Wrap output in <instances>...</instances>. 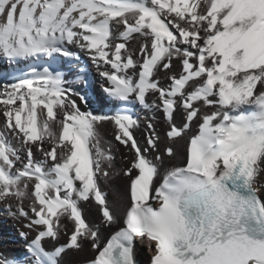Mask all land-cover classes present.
Wrapping results in <instances>:
<instances>
[{"label": "snow or ice", "instance_id": "1", "mask_svg": "<svg viewBox=\"0 0 264 264\" xmlns=\"http://www.w3.org/2000/svg\"><path fill=\"white\" fill-rule=\"evenodd\" d=\"M80 53L113 114L70 87L73 72L86 83ZM0 60L11 78L0 86V204L27 221L23 239L36 232L23 260L0 264H63L86 243L88 264H140L137 243L150 264H264V0H0ZM129 105L164 114L163 152L155 117L139 144ZM107 123L132 153L119 171ZM120 173L130 205L102 245L100 228L120 220L106 191Z\"/></svg>", "mask_w": 264, "mask_h": 264}, {"label": "bare ground", "instance_id": "2", "mask_svg": "<svg viewBox=\"0 0 264 264\" xmlns=\"http://www.w3.org/2000/svg\"><path fill=\"white\" fill-rule=\"evenodd\" d=\"M74 51H78L73 49ZM82 61L86 64L88 72L83 75L84 81L86 83H81L75 81L76 73H71L68 76L70 81V87L77 92L85 93L89 97V107L95 114H113L117 110V105L114 102L109 101L106 94L103 92L102 85L106 86L107 82L100 77L91 61L80 53ZM9 72V67L6 62L0 60V73H4L0 76V86L4 83L11 82V78L7 75ZM165 85L169 83L168 81H163ZM134 110V115L138 116L141 120V127L134 131V136L138 140L140 145L146 146V130L145 124L149 118L155 117V124L157 131L159 132L161 142L160 150H163L171 143L167 138V131L169 126L164 118V114L161 111L148 112L141 109L138 105H129ZM83 108V105H81ZM4 122L2 114H0V125ZM178 126L182 125V117H178L176 120ZM196 129L193 128L187 135H191ZM102 132L108 141H111L113 145V151L115 154L114 168L119 171L122 168H127L130 165V160L132 158V153L128 151L123 145H120L115 141V129L111 123H107L103 126ZM177 152L178 157L172 163H179L186 156L187 140H180L179 143L173 145ZM130 183V178L124 176L122 173L115 176L110 182V187L106 188L108 191V198L118 204V215L120 216L119 222L110 227H101V244H106V242L111 238V236L118 231L123 224L124 209L130 205V198L128 193V187ZM86 215L88 220L95 225H99L102 219L99 207L91 202L86 206ZM27 221L17 222L11 219L6 211L4 210L3 204H0V259L12 260H23L27 256L26 246L30 240L35 237L36 232L32 231L29 240L26 241L20 236V231H28V229L23 227V224ZM67 242V237L63 236L58 242H45V247L49 250L53 249L58 244H64ZM143 251H148L145 246L137 243L136 245V255L139 257ZM97 252L93 251L91 243H86L84 249L81 252H69L64 257L63 264H79L91 261L95 258ZM151 261V258L149 259Z\"/></svg>", "mask_w": 264, "mask_h": 264}, {"label": "rangeland", "instance_id": "3", "mask_svg": "<svg viewBox=\"0 0 264 264\" xmlns=\"http://www.w3.org/2000/svg\"><path fill=\"white\" fill-rule=\"evenodd\" d=\"M139 258H141L142 261L146 260L147 264H150L149 259L151 258V254L148 251H143L139 256Z\"/></svg>", "mask_w": 264, "mask_h": 264}, {"label": "water", "instance_id": "4", "mask_svg": "<svg viewBox=\"0 0 264 264\" xmlns=\"http://www.w3.org/2000/svg\"><path fill=\"white\" fill-rule=\"evenodd\" d=\"M142 264H147V261L146 260L142 261Z\"/></svg>", "mask_w": 264, "mask_h": 264}]
</instances>
